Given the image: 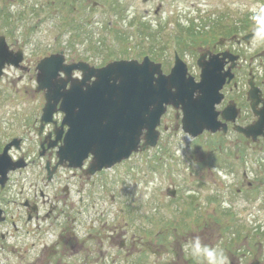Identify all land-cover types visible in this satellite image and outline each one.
<instances>
[{"label": "rangeland", "instance_id": "rangeland-1", "mask_svg": "<svg viewBox=\"0 0 264 264\" xmlns=\"http://www.w3.org/2000/svg\"><path fill=\"white\" fill-rule=\"evenodd\" d=\"M59 1L63 2V0H0V34L5 35L11 49L23 48V64L28 67L27 70H20L6 66L0 77V149L13 137L21 138V152L12 149L11 154L14 157L23 154L35 160L34 165L23 169L20 174L15 172L11 175L8 198L1 196L0 205L7 210L8 219L6 224L0 226V264H82L81 254L97 249L99 243L95 241L97 235L105 236L114 229L108 224L112 222L113 217H116V227L120 230L117 232L118 235L115 233L118 236V244L122 239L126 242L131 239L132 234L126 229L131 222L134 224L133 231L137 227L141 229L145 223L148 225L146 229L149 233L152 227L149 225L152 220L150 215L152 211L148 208L149 200L165 201V204L174 206L173 201L166 197L164 190L172 189V186H179L188 180L201 178L209 180L204 175L205 169H208L207 160L212 153L219 155L211 136L202 135L195 144H192L188 135L180 128L175 129L177 121L172 118L173 112H165L163 121L169 128L163 132L160 151L158 149L155 152L135 153L131 155L132 159L102 171L97 178L86 180L82 187L86 203L90 204L96 193L102 196L96 198L95 206L90 212L82 215L80 229L70 221L65 225L60 216L19 223L21 220L18 219L16 210L20 207L18 202L25 195L19 196L18 190L22 188L26 192L30 188V182L38 179L40 185L44 177L43 159L38 156L37 133L43 97L40 92L35 91L34 70L41 57L62 49L66 61L84 60L94 66H100L117 58L140 60L145 51L150 50L153 58H158L161 54L164 59L163 70L166 72L171 66L174 49H177L181 59L190 67L196 53H202V50L213 43L207 33L206 37L203 36L205 34L203 31L207 29V20L227 19L230 13L237 8L241 9L242 5H249L250 7L246 8L255 10L256 15L260 14L264 20V0H64L68 7H71V12L58 5ZM157 9L159 13L155 17ZM144 10L150 11L144 13ZM174 10L179 18L177 16L167 18L169 12ZM134 19L135 23L129 25ZM138 21L150 24L148 25L152 35L150 38L147 36L144 40V35L137 34V28H140ZM168 22L174 23L175 26L179 23L177 26L181 31L178 32L177 26L174 28L168 26ZM191 24L195 25V28ZM67 26L70 29L66 31L64 29ZM76 30L79 32L78 37L74 35ZM116 30L122 33L123 39L113 38V32ZM233 149L234 151L231 148L230 154L236 156V149L234 147ZM226 153L227 150L222 154ZM192 163L198 164L196 168L193 165L194 171L191 170V165L188 166ZM219 178L228 182V177ZM217 184L221 185L223 182ZM232 187L222 192L234 190L236 186ZM214 189L215 193L219 191L221 194L220 187ZM111 195L113 199H110ZM61 202L62 200L57 204L61 206ZM129 202H133V214L130 216L127 209ZM223 202L220 207L213 206L214 210L206 212L203 210L196 223L192 221L194 227L190 230L195 235L196 242L193 246L196 251L192 253L186 252L191 243L188 237L184 236L185 229H179V225L170 220L174 213L169 207H167L169 211L165 210L168 212V216L165 215V227L172 229V236L158 240L155 231L152 236H147L144 240L136 242L134 247L127 249L144 248V259L149 261L148 264H205L207 261H213L214 264H231L232 260L244 264V261L253 256L247 254L241 257L238 248L248 251L251 243L246 240L238 241L237 235H240L241 229L256 228L255 236L260 243L252 244L250 253L254 251V255L263 261L264 214H259L257 218L251 220L242 215V209H237L235 211L237 215L232 218L231 214L227 215L232 209H225L228 207V199L224 198ZM73 203L75 205V202ZM121 207L125 208L122 213L119 210ZM11 214L16 216L10 218ZM153 217L155 224H159L158 217L156 215ZM11 219L17 224L16 227L12 226ZM99 219L108 223H103ZM24 229L30 234H25ZM160 232L163 230L159 229ZM9 233H13L12 236ZM203 233L206 234L201 235ZM14 238H17L16 242ZM82 238L86 239L84 248L87 246L90 251L82 247ZM182 238L180 249L177 248L176 242ZM210 244L212 255L205 260L202 250L207 249ZM93 254L89 253L88 264H94ZM222 256H226L227 263L223 262ZM123 258H127V261L134 260L126 255ZM121 264H124V260Z\"/></svg>", "mask_w": 264, "mask_h": 264}, {"label": "flooded vegetation", "instance_id": "flooded-vegetation-1", "mask_svg": "<svg viewBox=\"0 0 264 264\" xmlns=\"http://www.w3.org/2000/svg\"><path fill=\"white\" fill-rule=\"evenodd\" d=\"M241 7H244V5ZM149 11L144 10V13ZM158 12L159 9H157L156 15ZM215 20L209 22L207 31V36L213 43L202 50V53H196L190 67L186 65L187 76H191L192 82L190 89L192 91L190 93L192 107L199 101L203 102L204 100L207 102V107L204 109L205 115L212 117L210 111L207 110L208 104L213 106L215 113L214 130L205 129L198 136L190 137L192 144H195L202 135H208L214 139L212 143L215 150L219 151V153L217 152L219 155L214 153L209 155L208 164L206 165L208 169H205L204 172L209 180H202V178L200 180H188L179 186H172V189L166 188L164 193L169 200L173 201L174 206L165 204V201H155L150 198L148 206L152 204L151 208L154 209V212L150 213L152 218L149 222V225L152 226L151 231L148 233V229H146L148 225L145 223H143L141 229L137 227L133 231L134 224L131 222L126 227L127 232L132 234L128 242L122 239L119 244L117 243L118 236L116 235L120 230L116 227V217H113L110 223L99 219L103 223L110 224L114 229L105 236L100 237L97 235L95 241L99 243L94 252L90 251L91 249L87 246L84 248L86 239L82 238V247L90 251L89 253L97 254H93L94 264H121L123 260L124 264H148L149 261L144 259V248H134L133 250L127 248L134 247L136 242L138 243L147 236L153 235L155 231H157L158 240L172 236V229L165 227V215H168V212L165 211L168 210L167 207L174 213L172 218L179 225V229H185L186 233L184 234L186 235L184 236H187L189 243H191L186 250L188 253L196 251V249H193L196 243L194 241L195 235H193L190 228L194 227V223L201 217L203 210L204 212L214 210L213 206H217L215 200L228 199V207L225 209H232V212L227 213V215L231 214L232 218L237 215L235 212L237 209H242V215L251 220L257 218L259 214H264V20L261 19L260 14L256 15L255 10L251 11V9L247 10L245 8H237L236 11L229 14L227 19L214 22ZM146 53L151 60L160 62L163 69L164 59H162L160 53L158 58H153L150 50ZM174 58L175 51L171 58V64L174 62ZM169 69L166 73L169 72ZM203 69H206L209 73V79L206 84L198 85ZM169 111L173 112L172 118L177 121L174 127L178 129L184 115L182 104L179 103L176 107L167 105L165 112L168 113ZM166 113L161 117L156 145L139 150L141 153L155 152L159 149L164 135L163 132L169 128L163 121ZM58 116V120L55 119L53 123L46 124L43 126L42 131L38 133V143L40 146L43 143L44 146L42 148V158L44 160L42 171H44L45 177H42L40 185L38 179L30 182V188L26 192L22 188L18 190L19 196L25 195L18 202L20 207L16 210V215L21 220L20 223L60 216L65 225L68 224V221L71 224L80 225L83 213L93 208L95 200L98 198L96 195L89 204L85 202L83 195L82 187L84 183L94 177V175H88L86 172L89 159L77 168H70L66 165L59 167L55 170L52 179H46V164L49 161L48 168L52 169L57 160V148L62 143V137L67 129L66 127H60L59 119L61 116ZM195 117L194 115L193 118L195 119ZM59 131H61V136L56 139V134ZM47 145L53 146L47 148ZM233 147L236 149V156L230 154L231 148L234 151ZM225 150H227V153L222 154ZM34 164L35 160L28 158L26 167ZM193 165L196 168L198 164L188 165L194 171ZM21 170H18L19 174L22 172ZM219 176L222 178L228 177V182H224L226 179L220 180ZM215 179L217 181H214ZM219 182H223V184H217ZM232 185L236 186L234 190L225 191L226 193L222 192L229 187L233 188ZM8 186L9 183L1 190L0 199L1 196L8 198ZM215 187L221 188V194H219V191L215 193ZM110 199H113L112 195ZM60 200H62L61 206L57 204ZM127 209H129V216L133 214V202L128 203ZM4 212L7 213V210L4 209ZM52 214L54 215L52 216ZM154 215L158 217L159 224H155ZM13 216L11 215L10 218ZM11 222L16 227L13 219H11ZM159 229H162L163 232L159 233ZM255 230L256 228L241 229L240 235H237L238 241L243 242L246 240L251 243L248 251L238 248L241 257H245L247 254L253 256L248 261H244V264H252L255 261L264 264V260L261 261L262 259L259 256H255L254 251L250 253L252 244L260 243V240L256 239ZM198 239L200 240L199 237ZM180 241H183V238L176 242V246L182 249ZM211 246L210 244L207 249L202 250L205 260L212 255ZM89 253L81 254L82 264H88V261H90ZM125 255L134 258V260L127 261V258H123ZM222 260L227 263L225 261L227 260L226 256H222ZM234 261H236V264H240L238 260H232L230 263L234 264ZM205 264H214V262L207 261Z\"/></svg>", "mask_w": 264, "mask_h": 264}, {"label": "water", "instance_id": "water-1", "mask_svg": "<svg viewBox=\"0 0 264 264\" xmlns=\"http://www.w3.org/2000/svg\"><path fill=\"white\" fill-rule=\"evenodd\" d=\"M21 60V52L9 50L4 37L0 36V75L5 64L18 66ZM144 61L118 60L100 68L84 62L66 66L61 55L39 61L37 89L44 90L46 100L41 120H50L59 102L58 109L65 114L62 123L70 126L57 152V164L68 160L69 165L78 166L90 152L93 155L90 172L110 167L137 150L143 129H146L145 144L153 145L164 104H182L185 132L194 136L203 129L214 130L213 106L208 104L207 109L211 118L204 113L206 101H199L192 107L191 82L185 80L182 63L177 60L165 76L158 64ZM74 68L83 71L81 80L71 78ZM60 71L66 78H58ZM91 77L95 79L89 83ZM201 77V84H206L209 79L206 69L202 70ZM67 83L69 88H66ZM18 141L12 140L0 153V187L4 186L9 171L24 164L21 160L12 161L7 153L11 145L18 147ZM1 213L0 209V221L4 219Z\"/></svg>", "mask_w": 264, "mask_h": 264}, {"label": "trees", "instance_id": "trees-1", "mask_svg": "<svg viewBox=\"0 0 264 264\" xmlns=\"http://www.w3.org/2000/svg\"><path fill=\"white\" fill-rule=\"evenodd\" d=\"M116 37H117V38H120V35H119V34H117V35H116Z\"/></svg>", "mask_w": 264, "mask_h": 264}]
</instances>
